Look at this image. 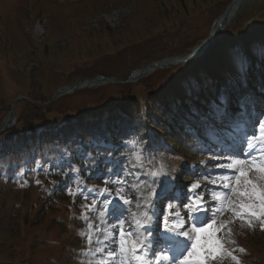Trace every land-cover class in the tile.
<instances>
[{
  "label": "rangeland",
  "instance_id": "rangeland-1",
  "mask_svg": "<svg viewBox=\"0 0 264 264\" xmlns=\"http://www.w3.org/2000/svg\"><path fill=\"white\" fill-rule=\"evenodd\" d=\"M232 1L0 0V144H4V138L10 139L14 130L36 129L37 126L42 128L46 120L60 121V114L64 112L71 113L68 116L77 114L78 119L83 121L87 114L85 109L117 100L121 102L123 97L130 96L128 91H132L133 97V100H127L129 107L138 108L140 116L145 117L144 122L151 126L150 109L155 107L154 100L158 94L148 98L149 90L156 88L162 81L159 102L161 108L165 107L166 101L172 104L171 99L179 97L189 86L193 89L192 82L202 80V75H216L223 68V62L230 65V58L239 60L243 67L252 65L253 69L247 72L252 81L247 77V80L234 83L230 73L225 70L221 76L223 81L215 76L218 79L215 84L210 82L209 77H204L203 85L208 91L204 90L207 94L199 97L203 101L200 106H195L197 110L194 112L203 115L205 107L213 109L214 103H219V107L225 105L224 110L219 109L216 115L217 120L222 118V122L209 119L211 124L216 125L215 135L216 131L223 133L228 125L232 126L233 131L246 123L249 126L253 116L249 104L254 103L258 116L261 115L256 112L264 108V92L261 89L264 74L263 70H259L263 64L260 67L255 56L264 54V0H247L238 6L237 15L231 22L224 28L214 30L212 43L205 48L208 49L200 58H190L185 63L154 71L133 84L108 83L62 96L54 94L62 87L97 75L122 82L132 71L145 64L190 57L195 48L206 44L214 21ZM227 94L228 98L225 97ZM17 97L26 100L14 105V120L2 131L11 103ZM37 102L45 105L37 107ZM190 106L182 108L181 115L191 117L193 113L189 116L186 114ZM94 113L90 112L87 116ZM226 118L227 121L224 120ZM259 121H264V118ZM155 127L160 129L154 124ZM181 128L185 132L183 126ZM156 132L168 138L165 132ZM152 135L154 133L150 132L148 138ZM171 135L179 139L178 131ZM136 141L142 144L145 139L139 136ZM176 141L182 144V151L167 154L168 149L162 147L159 137H154L150 146L158 149L148 152L147 160L152 159L159 164L162 162V176H170L163 151L170 155V161L177 166L184 167L188 163L206 159L208 162L206 165L202 163L195 176L186 180L185 170L183 176H178V181L182 185L192 181L200 187L214 184L203 177L206 173L202 172L216 169L217 164H228L230 156L216 153L209 146L201 152L192 141L186 144ZM195 151L200 152V156ZM183 154H188L190 159H186L187 162L182 160ZM130 165L133 163L130 162ZM137 168L141 182L149 184L151 175L142 165H137ZM159 172L155 168L151 169L153 177ZM260 175L255 170L249 172V178L258 185L264 183ZM9 178L5 176L4 183L9 182ZM38 179L0 189V264H115L116 258L108 255L113 248L111 241L114 236L112 227L107 224L114 223V220H107L105 214L101 213L96 217L89 214L84 204L72 198L74 191L71 190L70 195V191L58 182L52 185L50 192L44 194L40 202L36 201L37 194L45 189ZM220 183L222 186L229 183V194L219 200L210 195L208 206L210 208L219 201L221 212L217 221L223 222L224 228L215 234L223 245L224 254L210 264H235L232 257L239 260L240 264H264V229L260 220L249 217L247 213L242 218L235 215L240 211L239 199L231 190L233 186L243 190V178L239 186L235 184V177L229 180L222 178ZM52 192L60 194L56 197ZM129 194L134 203L130 191ZM40 205H43V209L39 211ZM50 206L57 207L49 211ZM39 212L42 213L40 217ZM89 219L95 221L96 228L99 227L101 232L94 233L90 247L86 250L88 240L85 231L88 230ZM89 226L91 229L92 224ZM95 239H99V246L93 244ZM101 250L104 257L100 254ZM82 253L84 259L81 260Z\"/></svg>",
  "mask_w": 264,
  "mask_h": 264
},
{
  "label": "trees",
  "instance_id": "trees-1",
  "mask_svg": "<svg viewBox=\"0 0 264 264\" xmlns=\"http://www.w3.org/2000/svg\"><path fill=\"white\" fill-rule=\"evenodd\" d=\"M102 56L106 55L103 54ZM261 60L264 64V57ZM209 80L212 84L216 82L213 78ZM128 92L130 96L123 97L121 102L116 99L117 101L105 105L104 111H100L92 118L83 121L78 119L70 126L49 127L39 136H36L35 128H21V131L18 130L20 132L14 130L12 137L10 139L4 138V144H0V189L12 187L16 181L31 182L34 178L39 177L38 180L45 188L41 194H37L36 201L40 202L43 195L50 192L52 185L60 180L59 173L65 170V165L84 160L91 154L92 146L95 144L92 141L95 139H99L95 144L99 148H111L112 145L107 143L115 140L117 142L122 141V146L125 148L135 144L134 148L140 152L143 145L137 143L136 139L142 136L143 126L139 109L130 108L127 103V100H133L132 91ZM156 94L158 93L153 95L148 93V98ZM160 99V94H158L154 100L155 107L150 109L149 118L152 114V121L150 120L152 123H149L152 127L155 124L160 128L161 133L165 132L168 135V138L166 136L159 142L162 147L168 149L167 154H173L172 151H182V144L176 139L182 143H188L185 139L186 131L183 132L181 126H184L186 122L196 124L199 118L192 109L186 111V114L187 112L193 113L191 117L181 115V109L186 107L182 99L180 100L182 103L177 106L166 101L165 107L162 108ZM115 105L120 106L115 108ZM36 106L40 107L39 104ZM85 110L87 113L88 109ZM69 114L61 113L60 118H66ZM187 115L189 116V114ZM177 131L179 132V139L177 136L175 139L171 135L176 134ZM5 176L10 177V181L7 183L3 181ZM51 194L57 197L60 192H52ZM56 207L50 206L49 211L55 210ZM42 209L43 205H40L39 211ZM41 214L39 212L38 216L40 217Z\"/></svg>",
  "mask_w": 264,
  "mask_h": 264
},
{
  "label": "snow or ice",
  "instance_id": "snow-or-ice-1",
  "mask_svg": "<svg viewBox=\"0 0 264 264\" xmlns=\"http://www.w3.org/2000/svg\"><path fill=\"white\" fill-rule=\"evenodd\" d=\"M264 138V121L259 122L258 133H254L249 140H257ZM245 159H237L232 165L228 166V170L232 172V176L235 177V184L241 185V178H243V190L239 187H232V194L239 199L238 208L240 211L235 215L238 218H242L245 213L249 217H256L260 220L262 229H264V183L256 184L249 178V172L255 170L259 172L260 179L264 180V151L259 144L249 143L248 151L243 153ZM261 158V162L256 161V157ZM246 165H250L246 168ZM218 169H224L223 164L215 165ZM235 169H238L236 171ZM225 180L230 178L225 176ZM119 183L125 184L126 181L117 177L116 181L111 179L106 180L105 184ZM154 183V181H153ZM215 184V181H213ZM199 184H194L188 188L189 195H187L185 202L180 206L186 209L185 216L187 222H181L178 226L173 228H166L165 234L169 236L171 258L169 256H159L153 249V240L140 239L137 236L135 239H131L134 235L131 231L125 230V212L128 206L132 203L131 199L125 198L122 194V188H118L116 192V199L112 198L108 193V189H101L100 193L96 195H103L104 200L100 201L103 206V210L106 215L111 216L116 223L120 226V239L118 241L119 247L117 249H110L108 252L109 257L116 258L118 255L121 257L120 264H123L124 260L131 257L132 260L140 262V264H152L151 260H148L149 253L152 254L156 264H160V261H168V264H210L211 261L217 260V258L224 254L223 245L216 236V231L224 228L223 222L218 223L217 216L221 212L219 201L216 204L208 206L206 196L201 191H194L199 189ZM224 189L229 188V183L223 184ZM96 195H93L92 199H96ZM157 199L159 194L155 193ZM227 196V193H225ZM87 199V197H85ZM243 198V199H240ZM133 199H136L133 197ZM175 207L170 204L168 210ZM153 208L155 204L153 203ZM166 210V211H168ZM155 215V213H154ZM163 215V212H161ZM169 215H176L181 221H184V217H180L178 214H174L169 211ZM139 224V222H137ZM168 223V221H165ZM188 224L191 225L189 231ZM143 227L142 224H139ZM251 227V224H249ZM157 231H159V223H157ZM145 233L148 236L154 235L151 226L145 229ZM143 235V234H141ZM202 240L204 241L202 243ZM113 244L117 243L116 240L111 241ZM189 243L191 247L189 248ZM240 251H243L240 249ZM231 255V253H227ZM235 264H240L239 260L232 257Z\"/></svg>",
  "mask_w": 264,
  "mask_h": 264
},
{
  "label": "water",
  "instance_id": "water-1",
  "mask_svg": "<svg viewBox=\"0 0 264 264\" xmlns=\"http://www.w3.org/2000/svg\"><path fill=\"white\" fill-rule=\"evenodd\" d=\"M240 1L241 0H233V2L227 7V9L224 11V13L222 15H220V17L216 21H214L213 26L214 25L215 26L213 27V29H212V31L210 33V38L213 36L215 29H219V28L223 27L224 25H226L229 22L226 19L228 12L231 10L232 5H233L234 2L237 3V2H240ZM211 40L208 41L207 44L211 43ZM164 62L165 61L153 62V63H151V64H149V65H147V66H145L143 68L137 69L136 71L131 73V75L128 77V79L125 82L128 83V82L135 81L137 79L136 75H142V73H144V71L147 70V69H150V71H152L154 69L167 67V65H165ZM177 62H179V60H177ZM101 82H107V83L116 84V82H113V81H111V80H109L107 78L95 77L93 79L78 81L77 83L72 85L69 90H66V91L65 90H58L57 93L60 94V95L70 94V93H73V92H75L77 90L84 89V88L90 87L92 85H95L96 83H101ZM21 99H23V98L22 97H18L12 102V104L10 106L9 114H8L9 122H8L7 125H3L4 126L3 129H7L11 125L12 121L14 120L13 106L18 100H21Z\"/></svg>",
  "mask_w": 264,
  "mask_h": 264
},
{
  "label": "bare ground",
  "instance_id": "bare-ground-1",
  "mask_svg": "<svg viewBox=\"0 0 264 264\" xmlns=\"http://www.w3.org/2000/svg\"><path fill=\"white\" fill-rule=\"evenodd\" d=\"M245 1H247V0H241L240 2H237V3H233V5H232V8H231V10L228 12V14H227V17H226V19L229 21L228 23H230L231 22V20L237 15L236 13L238 12V10H239V8L240 7H238V6H240V3L242 4V3H244ZM217 26V25H216ZM226 26V25H225ZM224 26V27H225ZM223 27V28H224ZM222 31V30H221ZM205 46V45H204ZM204 46L202 45V46H200V47H197V48H195L194 50H193V53H191V57H193V58H195V57H198L199 55H201V52L204 50ZM208 49V48H207ZM207 49H205V51L207 50ZM204 53V52H203ZM164 64L165 65H167V62H164ZM170 64V63H169ZM157 71V70H156ZM154 72V71H153ZM153 72H151L150 71V69H147V70H145L144 71V73H142V75H136L137 76V78H140V77H142V76H144V75H147V74H151V73H153ZM141 79V78H140ZM96 87V86H95ZM8 122H9V120L8 119H6L5 121H4V125H7L8 124Z\"/></svg>",
  "mask_w": 264,
  "mask_h": 264
}]
</instances>
